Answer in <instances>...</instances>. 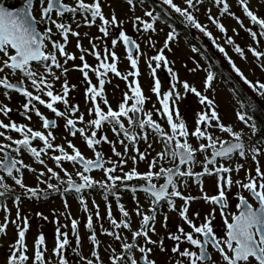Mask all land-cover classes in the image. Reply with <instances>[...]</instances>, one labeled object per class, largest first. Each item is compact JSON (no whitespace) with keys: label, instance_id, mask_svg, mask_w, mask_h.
Returning a JSON list of instances; mask_svg holds the SVG:
<instances>
[{"label":"snow or ice","instance_id":"6c2138e0","mask_svg":"<svg viewBox=\"0 0 264 264\" xmlns=\"http://www.w3.org/2000/svg\"><path fill=\"white\" fill-rule=\"evenodd\" d=\"M130 8H134V0H126ZM143 4L144 0H140ZM165 13H175L181 18V22L187 27H191L202 33L213 44L227 61L230 69L239 80L255 94L257 98L264 99V82L259 80L253 82L249 80L242 70L236 65L228 55L225 47L217 43L211 31L206 24H201L194 14L197 5L202 4L203 0H183L185 7L174 3V0H159ZM213 3L219 8V15L227 14L235 19L241 28H244L252 41L258 46L261 38H264V18L258 16L249 6V0H237L245 17L248 18L250 25L246 27L240 17L230 11V5L227 0H213ZM208 10V20L214 25L220 33L225 36V43L233 45V50L241 59H246V50L240 45L235 44L231 36H227V29L220 22L219 17H213ZM66 14L71 15L75 20L79 15L83 25L91 27L99 20L98 30L104 37L110 35L109 26H118L119 23L114 12L111 18H106L100 0H75L74 5L66 3L65 0H20L18 6H6L0 2V90L2 94L11 99L10 93L14 92L24 98V103L19 111H22L24 119L31 121L34 114L41 122L43 130H34L28 124L17 123L11 120L9 113L12 109L7 105L0 103V114L9 118V123L5 124L0 120V137L7 140L8 143H0V171L7 177L13 179L15 185L24 189V196L29 199H42L47 197V191L38 187H29L24 184L22 176L14 175L21 173V168L35 172L36 170L25 164L19 155L27 152L35 162L45 165L46 172H40L37 176L38 183L46 184L47 190L63 193L75 192L79 197V203L83 211L88 213L85 224L89 231L88 240L92 245L91 257L87 259L81 255L82 240L78 233L79 221L75 218L71 221L72 235L75 238V247L73 253L85 264H103L99 255L101 242L98 240L97 232L93 225V215L90 213L83 193L95 188L102 189L104 200L107 202L109 196L115 197L117 207L122 215L119 221L114 218L111 205L106 203L107 219L111 225V230L105 229L100 225V234L113 238L120 245L118 252L115 247L109 244L106 251H110V264H156L154 260L149 259L152 248L148 245L159 247L161 252L167 251L164 246V238L159 241L152 240L149 233L156 234L155 222L158 207L165 203L169 211L178 212L180 219L189 226L191 231H185L184 227L177 226L176 232L168 233L167 239L174 242L171 253L178 255L181 259L175 260L174 264H211L209 247L219 253L224 264H264V170L261 169L258 157L264 155V147L257 142L251 141L252 136L258 133V125L251 114L254 111L251 102H241L236 111L237 120L249 129V143H245L246 133L243 129L234 130L232 125H225L221 122L217 111L216 103L206 93L214 87L215 73L212 71V65L209 64L203 70L206 76L203 81V92L196 87L191 86L187 81H180L178 74L169 66V61L164 55V50L169 49L170 42L176 39L175 28L167 33L163 48L157 51V54L147 58V65L150 70L153 86L151 92L157 97L160 107L153 106V110H146L145 104L150 99L144 95L142 87L139 84L140 75L138 62L144 53L140 49V44L128 36L123 30L119 31L118 40L112 39L111 48L105 47L104 54L97 50V45L90 41V49L83 48L79 39L77 40V49L81 51L79 56L82 64L74 65V70L82 73L83 81L86 84L85 98L90 104L88 107L89 119L85 120L83 113H80L78 105L69 103V92L75 86H69L67 79L61 83V92L54 89V81H61L66 77L69 61L76 59L74 54L66 52L68 36L79 37L80 33L74 31L69 23L64 22ZM38 15V18H37ZM144 16L150 18L146 21L141 17H135L133 24L136 32H154V24L160 19V13L154 10H147ZM43 26V27H41ZM77 22V27H80ZM53 28L61 37V40H53ZM236 32V29H233ZM87 35V34H85ZM96 39H100L97 37ZM119 42L123 43L126 49V59L130 65V71L126 74L121 73L117 68L118 56L114 49ZM51 44V50L48 44ZM149 47H154L149 38ZM170 50V49H169ZM192 51L199 52L200 49L192 47ZM247 52H251L258 66L264 71V51L257 50V47L247 46ZM93 55L98 61L96 67L89 65L85 55ZM59 57L63 58L61 63ZM207 59V57H205ZM109 59L111 63H109ZM153 62L155 66H153ZM163 67L169 74V88L161 91L162 83L157 78V70ZM201 68L197 63L196 71ZM53 69L60 70L58 76ZM89 72L95 73L98 86L92 83ZM112 73L126 82V90L122 92V100L117 109H113L109 104L104 92L105 84L110 83L108 74ZM19 77V78H17ZM51 77V80L49 79ZM132 77L130 80L129 78ZM178 86L183 89L184 95L178 90ZM116 87H119L118 85ZM194 94L198 98L201 110L194 116V129L190 130L186 121L181 116L178 109V103L185 98L186 94ZM107 107V111L101 106ZM43 106L53 114V118L46 117L37 107ZM62 104L63 109L56 105ZM80 113L79 115H76ZM154 116L158 119H154ZM64 120L65 130L72 137L80 135L86 147L93 152L94 158H86L81 150L67 141V149L63 145H56L54 129L58 125V120ZM126 120V123H125ZM160 121H166V127ZM84 125L78 127L77 125ZM105 124L111 126V131L117 136L118 142L124 147V153L116 150L115 142L108 139L103 134ZM215 130L220 134L215 135ZM7 132H15L20 138L14 139ZM98 133H101L98 135ZM224 136L228 138H223ZM122 137V138H120ZM190 138H195L197 145L190 143ZM34 141L41 142V146H34ZM144 142L147 150L154 151L153 144L160 143L162 150L157 152L154 157L149 159L150 151H141L137 145ZM107 143L112 146L113 155L117 157L116 161L105 160L104 155L98 150V146ZM129 146L136 155L130 157L135 165L138 161L147 163L148 171L140 173L136 167L127 172L123 171V166L127 163L125 157ZM49 150L59 154L49 155ZM198 154L203 155V160L198 159ZM55 162L56 167L64 172L67 178L62 179L57 171L47 167L45 159ZM234 157L240 159L251 158L255 162V175L252 171L245 170L243 179H232V173H239L244 169L243 164H228V161ZM68 161L74 165V175L79 178V182L73 178V173H69L63 168V162ZM165 163L170 166H165ZM106 165H110L107 166ZM199 165L200 171H195ZM93 170H102L105 179L96 180L89 173ZM120 175H116L117 171ZM155 170V171H154ZM205 176L216 177L217 194L209 196L203 188L202 180ZM44 177V179H41ZM5 175H0V198L5 197L10 189L4 183ZM55 178L58 184H52L49 181ZM133 180L143 181L140 185H132L129 182ZM162 180V183L155 181ZM189 181L196 184L200 189V196L185 195L184 190L189 187ZM60 185H66L61 189ZM233 187L238 191L235 193L236 212H229L228 193ZM130 191L133 194L135 215L140 217L139 227L136 230L131 229L130 212L120 201L119 191ZM138 192H143L149 199L150 207L145 212L136 198ZM249 195L245 196L243 193ZM203 199L206 203L213 205L211 211L205 215L204 220L199 226L194 219L189 217V207L192 201ZM183 203L177 207L176 200ZM21 197L15 196L14 203L17 207L16 218L9 221L5 215L4 222L0 224V234H6L9 223L16 226L17 239L10 245V255L7 264H27L31 259L33 264H51L45 259L47 251L45 236L41 232L34 241V255H27L28 247L26 243V233L29 230L28 217H21L19 203ZM96 209L95 219L100 221L102 217L99 213V206L93 201ZM2 206V205H0ZM68 205L65 201V208ZM7 213L8 208L3 206ZM217 208L222 219L223 234H218L213 227V221L216 218ZM38 217L47 220L42 213L36 214ZM196 218L199 213H195ZM167 215L164 216V227L167 228ZM56 236L52 255L57 257L56 264H69L65 255L70 246L69 233L61 231V228H67L68 225H60L59 220L55 221ZM120 229L128 230L131 233V242ZM143 240V244L140 240ZM187 243L189 248L181 250L180 245ZM195 248L196 251H193ZM139 252L137 258L135 252Z\"/></svg>","mask_w":264,"mask_h":264},{"label":"flooded vegetation","instance_id":"af4514ba","mask_svg":"<svg viewBox=\"0 0 264 264\" xmlns=\"http://www.w3.org/2000/svg\"><path fill=\"white\" fill-rule=\"evenodd\" d=\"M113 0H100L101 2V6H102V11L105 15L106 18H111V15L115 14V16L117 17L118 22H121L118 24V26H109L110 28V35L108 37H104L102 33L99 32L98 30V25L100 24V21L97 20L96 24L92 25L91 27H87L83 25V21L81 19V17L79 15L76 16V19L73 20L71 15L66 14L64 17V22L65 23H69L72 27V29L74 31H77L80 33V36L77 38L75 36H72L71 34H69L68 36V43L66 46V52L70 53V54H74L76 59L74 61H69L68 64L66 65V67L69 69L66 77H62L61 81H54V89L56 92H61V83L63 81V79H67L68 84L71 88V86H75L74 88H71L70 92H69V103L72 105H78L79 109H80V113H83L85 116V120L89 119L90 117L88 116V107H90V104L86 102V98H85V88H86V84L83 81V76L82 73L78 70H74V65L75 66H80L82 64V62L79 59V56L81 55V51L79 49H77L76 45H77V40L79 39L80 43L82 44L83 48L85 49H90L91 45H90V41L92 43H95L97 45V50L101 52V55L103 56L104 54V48L108 47L111 48L112 44V39H117L118 40V34L119 31L123 30L128 36L132 37L133 39H135L139 44H140V49L141 51L144 53V55L141 56V58L139 59L138 62V69L140 72L139 77L137 78L139 81V84L142 87V91L144 93L145 96L150 97V99L146 102L145 104V109L146 110H153V106L155 105V107L159 108L160 104L157 101V97H154L155 94H153L151 92V87L153 86V79L150 77L149 74V80L151 81L149 84L150 88L148 90L145 89V87L142 84V77H143V73L141 70V64L143 63V59H146V64H147V58L154 56L157 54V51L161 48H163L165 40H166V36L167 33L169 31L172 30V28H175L177 36L176 39L173 42H177V41H184V42H188L190 44L193 45V47H197L200 49L199 52H196L198 54V56L202 59H204L206 61V63L211 64L212 65V71L216 74H223L224 71V56L218 52V50L213 46L212 42L205 37L202 33H200L199 31H197L194 28L191 27H187L185 26L184 23L181 22V18L178 16V14L175 13H165L164 8L166 6H162L159 3V0H144V3L141 4L140 0H134V4H137L139 7L141 8H146L144 10H154L155 13H160V19L157 23L154 24V28L155 31L152 32H136L134 30V24L133 21L134 19H130L128 17V15L125 13L124 10L122 9H118L116 11H114V9L111 6ZM119 3H123L126 4V0H117ZM0 2L5 3L6 6L12 5V6H18L20 3V0H0ZM66 3H69L70 5H74L75 4V0H65ZM86 2H90V0H86ZM174 3H176L177 5L181 6V7H185L186 5L183 3V0H174ZM202 7H206L207 11L206 14L203 13L202 11ZM213 10L214 12H210V14L213 17H219L220 22L223 24V16L219 15V8L213 3V0H203L202 4L197 5V10L194 12V14L196 15V17L198 18L199 22L201 24H206L208 26V30L212 32L213 36L215 38H217V43H219L221 46L225 47V42H224V38H223V34L219 32V30L211 24V22L208 20V15L209 12L208 10ZM38 18V15H37ZM142 19L146 20V21H150V18H146V17H141ZM77 22L80 23V27H77ZM43 27V26H41ZM87 34V35H85ZM160 35H163L162 38V43H160ZM97 37H99L100 39H96ZM149 38L151 39V41L154 44V47H149L148 45V40ZM53 40H61V37L56 33V30L53 28V36H52ZM62 42V40H61ZM172 43V42H170ZM48 49L51 50V44H48ZM226 50V48H225ZM114 51L116 52L117 56H118V61H117V68L121 73H127L128 71H130V65L128 60L126 59V49L123 46L122 42L118 41V44L116 46V48L114 49ZM227 51V50H226ZM262 51H264V44L262 47ZM207 57V59L205 58ZM58 59H60L61 63H63V58L58 56ZM85 59L87 61V63L89 65H92L93 67H96L98 64V61L95 59V57L93 55H85ZM109 63H111V60L109 59L108 61ZM154 64V62H153ZM148 68V65H147ZM149 70V68H148ZM53 71L55 72L56 75H60L61 72L58 69H53ZM89 76L92 80V83L94 85L98 86V81H97V77L95 75V73L93 72H89ZM19 78V77H17ZM158 78V76H157ZM49 79L51 80V77H49ZM108 79H110V83H106L105 84V96L107 98V100L109 101V104L111 105V107L115 110L118 107V104L121 102L122 100V92L126 90V82L124 80H122L119 77H115L114 74L110 73L108 74ZM130 80L132 79V77L129 78ZM119 87H116V86ZM3 90H0V103H3L5 105H7L8 107H10L12 109V112L9 113V116L11 118V120L16 121L17 123H22V124H28L30 127H32L34 130H43L42 126H41V122L40 120L34 115L32 114V119L31 121H28L26 119H24L22 111H19L22 107V104L25 102L24 98L19 95L16 94L14 92L10 93L11 95V99L6 98L3 94H2ZM241 92L245 93L247 97H249L248 102H250V95L248 94V92L246 90H242ZM243 96V94H242ZM243 98H245L243 96ZM252 101H254L253 107L254 105H257L258 107H261V103H263V109L261 110L263 113L261 115H255L254 113H251L254 116V119L258 125V133L256 136H252L251 137V141L262 143L264 144V99H252ZM99 103H101V106L104 107V110L107 111V107L103 106L102 101L98 100ZM241 102H245V99L241 100ZM58 108L63 109V105L62 104H57L56 105ZM37 107L39 108V110L48 118H53V114L48 111L46 108H44L41 105L37 104ZM80 113H77L76 115H79ZM183 118L184 116L181 115ZM154 119H158V117L154 116ZM0 120H2L5 124L9 123V118L3 116L2 114H0ZM58 120V127L56 129H54V135H55V141L54 143L56 145H63L66 150L71 151L70 149H67V141L71 140L73 144L76 145L77 148H79L81 150V152L83 153V155L86 158H94L93 152L88 149L84 143V141L82 140V138L80 137L79 134H77V136L72 137L71 135L68 134V132L65 130L64 127V120L63 119H59ZM162 124H164V126L166 127V121H160ZM126 123V120H125ZM78 127L84 126V125H77ZM0 131H3V129H0ZM246 135L244 137L245 143H249V136L251 135L249 130L247 132H245ZM101 133H98V135H100ZM103 134H106L108 136L109 140H112L115 142V148L117 151L124 153V147L118 142V137L115 136L113 134V132L111 131V126L105 124L104 128H103ZM6 135H11L14 139L16 138H20V135L15 133V132H7ZM122 138V137H120ZM228 138V137H225ZM195 139V138H194ZM0 143H8L7 140H4L2 137H0ZM190 143H191V138H190ZM34 146H41V142L39 141H34ZM137 147H139V149L141 151H146V145L144 142H140ZM154 147V151L151 150H147L150 151V155H149V159H151L152 157H154L156 155L157 152L162 150V145L160 143H154L153 144ZM98 150L101 151L104 155L105 160L111 159L112 161H116L117 157L115 155H113V151H112V146L107 144V143H103L101 145L98 146ZM54 154H59L58 152L54 153L51 150H49V155H54ZM136 155V153L132 150V147L129 146V150L126 154L125 157H122L124 159H127V163L123 166V171L127 172L130 169H132L133 167H136L137 171L140 173H145L148 171V166L147 163L144 161H138L135 165L133 164V161L130 159V157ZM19 159H22L23 162L27 165H29L31 168L35 169V172L29 171L28 169L25 168H21V173L20 174H16L14 173V175H20L22 176L23 182L25 185L29 186V187H34V188H39L41 190L47 191V197L46 198H42V199H29L27 197L24 196V189H21L18 185H15L14 181L12 178L7 177L5 173H3L2 171H0V175H5V181L4 183H6L9 186V193L3 197L0 198V218H5V215H7L8 217L11 215L10 211L8 210V212L6 213L3 209V206H5V204L7 202H10L12 204L14 203V197L15 196H20L21 200H37V201H48V199H52V198H56V199H63L66 202H68V200H71L73 202H75V204L79 207H82L79 203V197L75 192H68V193H63L62 191L60 193L57 192H53L51 190H47V185L46 184H41L39 183L38 185H33L32 183H28L25 182L24 177L25 178H30L31 176L35 177V180H37V176H39L40 172L44 171L46 172V167L45 165H41L37 162H35V160L30 156V154H28L27 152H22L19 157ZM45 159V163L47 165V167H51L53 168L54 171H57L60 175V177L62 179H67L64 176V172H62L59 168L56 167V164L54 161L48 159L47 157H42ZM198 159L199 160H203V156H200L198 154ZM259 160V164L262 170H264V161L260 160V156L258 157ZM228 164H235V163H239V164H243L244 165V169H242L239 173L233 172L232 173V179L235 181L237 179H243L245 177V170H251L252 174L255 175V162L249 157L247 159H240L239 157H234L233 160L228 161ZM110 166V165H106ZM165 166H170L169 164L165 163ZM63 168L66 169L69 173H73V178L77 180V182H79V178L76 177L74 175V165H72L71 162L68 161H64L63 162ZM195 171H200V166L197 165L194 169ZM155 171V170H154ZM116 175H120V171L118 170L117 173H115ZM89 175H91L94 179L96 180H103L105 179L104 177V173L102 170H93L91 173H89ZM41 179H44V177H41ZM50 183L52 184H58V181L55 178H52L50 181ZM156 183H162L163 181H155ZM132 185H140L143 183V181L141 180H133L131 182H129ZM203 183V188L204 191L209 195H216L217 194V188H216V177L214 176H205L202 180ZM66 185H60L61 189H63V187H65ZM0 191H2V189H0ZM119 191V196H120V201L119 203L123 204L125 206V208L130 212V219L132 221L131 223V229L132 230H136L139 227V223H140V217L135 215V203H134V198H133V194L130 191ZM238 191V189L236 187H233L231 189V191L228 193V200H229V212H236L237 209L235 208V204L237 203L236 199H235V193ZM184 194L185 195H192V196H196L199 197L200 196V189L199 187L192 183L191 181H189V187L187 189L184 190ZM245 196H248L249 194L247 192L243 193ZM83 196L87 202V206H90L91 209L93 210V214L95 215L96 209L93 205V201H95V204L99 206V213L100 216H105L107 215V208H106V203L110 204L112 207V204L114 205L115 208L118 209L117 207V201L115 199V197L113 196H109L108 201L106 202L104 200V192L102 189L99 188H95L92 190H87L83 193ZM136 198L139 200V204L142 206L143 210L145 212H148V209L150 207V203H149V199L148 197L143 193V192H138L136 194ZM20 200V201H21ZM183 202L180 201L179 199L176 200V204L177 207H179ZM212 207H214L213 205L206 203L203 199H196L194 201L191 202L190 207H189V212L188 215L189 217L193 218L195 223L199 226L200 223L203 222L204 217L206 214H208ZM112 210V209H111ZM119 212V211H118ZM120 213V212H119ZM195 213H199V217L196 218L194 216ZM10 214V215H9ZM13 215H15L16 213H12ZM121 215V213H120ZM167 215L168 220H167V228L164 227V216ZM121 219H122V215H121ZM177 226H182L184 227L185 231H191V229L189 228V226L187 224H185L179 217L178 212H174V211H169L167 205L165 203H162L159 207H158V212H157V216H156V222H155V230H156V234L153 235L152 233H149V235L151 236L152 240H156L159 241L160 238H164V246L167 249V251L161 252L159 250V247L154 246V245H148V247L152 248V253L149 256V259L154 260L156 262V264H174L175 260L177 259H181L178 255H174L171 253V248L174 246V242L171 240L167 239L168 233L170 232H176L177 230ZM213 227L214 230L218 233V234H223V226H222V219L219 215V209L217 208V212H216V218L213 221ZM8 229V227H7ZM124 235L128 238V242H131V233L128 230H124ZM0 238H2L4 241L1 242L0 240V250L1 252V261L0 264H7V259L8 256L10 255V245L13 244L16 240V235L15 233H6V234H0ZM140 243L143 244V240H140ZM190 245H188L187 243H182L180 245L181 250H183L184 248H189ZM193 251H196L195 248H192ZM210 257H211V264H224L222 258L220 257L219 253L216 252L214 249H212L211 247H209L208 249ZM135 256L138 258L140 256V253L137 251L134 253ZM106 262V261H105ZM107 264H110V260H107Z\"/></svg>","mask_w":264,"mask_h":264},{"label":"rangeland","instance_id":"374dc122","mask_svg":"<svg viewBox=\"0 0 264 264\" xmlns=\"http://www.w3.org/2000/svg\"><path fill=\"white\" fill-rule=\"evenodd\" d=\"M230 5V11L234 12L236 16L240 17L243 20V23L246 27H253L250 25V22L247 17L244 16L242 9L240 8L237 0H227ZM114 11L118 9H122L128 15L130 19H135V17H146L144 16V10L146 8H141L137 4H135L134 8H130L127 4L119 3L117 0H113L111 3ZM249 6L251 10H253L258 16L264 18V0H249ZM202 11L206 14V7H202ZM210 12H214L211 10ZM147 18V17H146ZM223 25L227 29V36H231L235 42V44L240 45L242 48L246 50V59H241L240 56L233 50V45H228L225 43V48L227 50L228 55L232 58V60L236 63V65L242 70L244 75L251 81L255 82L257 80L264 82V71L258 66V62L255 60L251 52H247V46L251 45L252 47H257V50L262 51V47L264 44V38H261L259 41V45L257 46L248 35L247 31L244 28H241L239 24H237L236 20L225 14L223 17ZM233 29H236V32H233ZM253 30H257L253 27ZM163 35H160V43H162ZM224 42L225 36L223 34ZM193 45L184 42L177 41L169 44V49L164 50V55L169 61V66L173 68V70L178 74L180 81H187L191 86L196 87L198 90L203 92V81L206 76L205 71L203 70L208 66V63L202 58L198 56V54L192 51ZM224 62V71L223 74H216V79L214 80V87L210 90L206 95L210 98H213L216 103L217 111L219 113L221 122L225 125H232L234 130L243 129L244 132H247V129L244 124L240 123L236 118V111L239 109V104L241 103V99L238 95V92L242 90H246L250 95V102L254 103L252 99H257L254 93L246 85H244L239 77L235 75L230 69L225 58ZM197 63L201 65V68L196 71H191V69L196 68ZM155 66V63L153 64ZM141 70L143 73L142 84L146 90L150 88L149 84L151 81L149 78L151 77L150 70L147 68L146 59H143V63L141 64ZM150 74V77H149ZM157 76L161 80L162 89L161 91H166L169 88V74L161 67V69L157 70ZM149 77V78H148ZM178 90L182 95L183 89L178 86ZM156 97V96H154ZM178 109L180 114L184 116V120L190 130H193L194 125V116L197 111L201 110V105L198 103V98L191 93L186 94L185 98L182 99L178 103ZM215 135H223L215 130ZM224 136L223 138H225ZM191 143L195 146L197 145V141L194 138H191ZM260 146L264 147V144L259 143ZM203 156L202 154H199ZM260 160L264 161V155L260 156ZM25 182L32 183L33 185H38V181L35 180V177L31 176L30 178H25ZM67 209L65 208V200L63 199H48V201H37V200H21L19 203V210L21 217H28L29 222V230L26 233V243L28 247L27 255L29 257H33L34 255V241L36 237L42 232L45 236L47 251L45 253V259L50 261L51 264H56L57 257L52 255V250L55 244V236H56V227L57 224L55 221L58 219L60 225H68L67 228H61V231H66L69 233L70 246L67 249L65 255L69 261V264H85V261L80 259V257L76 256L73 253L72 248L75 247V238L72 235L71 230V221L68 218L69 215L71 218H75L79 221L78 233L82 240V248L80 249L81 255L87 259H92L90 253L92 250V245L88 240L89 231L86 229L85 224L87 221L88 213L83 211V207H79L75 204V202L68 200ZM5 206L10 211V216L8 217L9 221L14 220L16 218L17 207L15 204L7 202ZM4 209V208H3ZM90 213L93 215V225L94 229L97 232L98 240L101 242V246L99 248V255L103 261V264H107V260L109 259L111 252L106 251V247L111 244L113 247L120 251V245L118 242H115L112 237L107 235L100 234V225L103 224L105 229L111 230V225L107 219V215L102 216L100 221L95 219V215L92 213L93 210L90 206H88ZM112 213L114 218L118 221L121 219V215L118 212L119 209L115 208L112 204ZM42 213L43 216L47 217V220L38 217L36 214ZM4 222V218H0V224ZM118 231L123 232V229ZM15 233L17 239L16 226L14 224L9 223L8 229L6 233ZM1 242L4 240L0 238ZM1 250H0V261H1ZM106 261V262H105ZM27 264H33L30 259Z\"/></svg>","mask_w":264,"mask_h":264},{"label":"trees","instance_id":"16d2710c","mask_svg":"<svg viewBox=\"0 0 264 264\" xmlns=\"http://www.w3.org/2000/svg\"><path fill=\"white\" fill-rule=\"evenodd\" d=\"M242 94H243V96L245 98H243ZM238 95H239V97H240L241 100L245 99V101L248 102L249 97H247L245 93L238 92ZM262 109H263V103H261V107H258L257 105H254V111L252 113H254L255 115H261L263 113L261 111Z\"/></svg>","mask_w":264,"mask_h":264}]
</instances>
